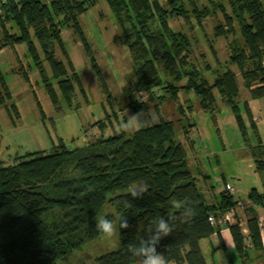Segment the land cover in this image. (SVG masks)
<instances>
[{"label":"trees","instance_id":"16d2710c","mask_svg":"<svg viewBox=\"0 0 264 264\" xmlns=\"http://www.w3.org/2000/svg\"><path fill=\"white\" fill-rule=\"evenodd\" d=\"M98 1L53 0L46 4L42 0H5L0 4V51L25 45L42 74L37 54V46L40 47L52 73V77L43 80L44 90L54 107L60 103L59 95L66 105L71 104L74 84L83 92L77 75L66 70L72 71L71 63L65 68L54 57L55 50L61 49V26L77 36L92 70L101 80L78 23V17ZM104 1L133 62V79L127 83V108L132 114L145 112L147 102H151L157 122L151 121L130 135L112 133L97 143L74 149L59 145L49 153H29L10 165L0 166V264H53L65 259L70 251L100 235L96 220L106 202L114 210L109 218L116 221L120 248L97 258L96 264H135L126 246L138 245L140 239L147 238V230L157 218L179 217V210L171 206L172 200L190 202L194 215L188 222L173 220L171 235L157 246L170 263L207 264L199 244L219 235V229L209 224L208 217L219 219L243 206L249 235L242 236L237 226L228 227L235 252L242 255L250 246L258 248L257 217L259 211H264V189L248 190L243 200V194L235 197L237 193L230 194L225 184L224 190L215 195V202L207 203L189 171L186 149L174 140V123L162 117L159 104L164 99L176 103L178 92L183 90L199 99L203 114L212 115L219 100L235 117L243 146L248 145L244 142L248 141L250 129L255 144L249 148L250 160L255 172H264V140L257 131L249 102H238L237 74L227 68L206 78L212 71L209 65L198 69L189 59L190 39L169 26V21L183 19L190 29V20L201 27L218 11L225 25L219 21L213 27V35L232 37L233 27L238 30L239 44L237 40L230 42L228 64L236 68L249 99H262L264 8L260 0H209L212 10L198 8L193 0H165L162 4L157 0ZM154 89L161 95L152 93ZM144 93L148 94L144 103L130 97ZM7 100H11L10 93L0 75V106ZM178 109L183 115L184 107ZM110 123L107 116L92 127L101 132ZM204 147L208 149L207 145ZM137 180L146 181L150 190L141 199L132 200L127 191ZM124 218L129 224L127 230L119 229Z\"/></svg>","mask_w":264,"mask_h":264},{"label":"rangeland","instance_id":"374dc122","mask_svg":"<svg viewBox=\"0 0 264 264\" xmlns=\"http://www.w3.org/2000/svg\"><path fill=\"white\" fill-rule=\"evenodd\" d=\"M157 1L162 4L165 0ZM193 2L198 8L208 7L212 10L209 0H193ZM260 2L264 8V0ZM221 3L225 5V2ZM219 14L217 11L216 15L205 19L201 27H197L194 21L190 20L188 21L192 26L190 29L183 19L169 21V26L175 31L184 33L190 39L189 59L198 69L205 64L209 65L212 71L211 74L205 75L206 78L210 79L217 75L215 71L221 74L227 68L237 74L238 102L239 104L244 101L249 102L255 125L261 133H264V98L249 99L236 68L228 64L230 42L237 40L239 44L238 30L233 27L232 37L228 35L223 38L213 35V27L218 25L219 21L221 25H225ZM78 23L97 64L101 80L97 79L92 70L77 36L70 28L61 26L59 50L63 54L56 49L54 57L65 68L68 62L71 63L72 71L70 68L66 70L69 74L77 75L83 90V92L79 91L78 86L74 84L75 92L69 106L63 102L60 95V103L57 107L50 102L44 90L43 80L52 77V73L39 46H37V54L41 60V68L44 70L42 74L34 66L25 45H14L11 49L0 51V75L11 97L10 101L7 100L3 106H0V166L10 165L14 159L29 153H49L59 145L74 149L97 143L101 139L108 138L112 133H119L117 127L126 119V110L132 114L127 108V83L133 79V62L127 46L123 44L122 32L117 27L105 1L99 0L94 7L81 14ZM49 82L51 83L52 79ZM183 83L184 81L180 84ZM152 93L161 95L158 89H154ZM135 95L131 94V99L135 97L139 103L148 101L147 93ZM152 104L147 102V110L139 111L152 117L145 127L149 126L151 121L157 122ZM179 106L184 107L183 115L178 112ZM159 111L165 120L174 123V140L186 149L189 171L207 203L215 202V195L218 191L224 190V184L237 190L235 197L242 194L244 196L253 188L264 189V172H254V164L247 162L248 156L250 157V147L243 146L235 117L219 100L212 115L203 114L200 111L199 99L192 93L180 90L177 102L164 99L159 104ZM241 115L245 119L242 112ZM107 116L111 125H107L106 129L99 132L97 128L92 127L95 123L107 119ZM248 135H250L248 141L244 142L246 144L253 141L249 128ZM206 145L207 150L204 147ZM242 210L246 211L245 207ZM235 213L238 219L240 214L237 213L240 212ZM110 215H114V210L106 202L98 218L105 217L111 220ZM111 221L116 225L115 220ZM241 235L247 237L248 229ZM199 245L206 262L209 263L208 240L201 241ZM119 248L118 231L117 235L110 239L100 234L80 249L70 251L65 259L53 264H96L97 258L117 252ZM238 260L233 257L232 262L237 264ZM254 262L264 264V257L255 258ZM247 264H250V261Z\"/></svg>","mask_w":264,"mask_h":264},{"label":"clouds","instance_id":"9594fccd","mask_svg":"<svg viewBox=\"0 0 264 264\" xmlns=\"http://www.w3.org/2000/svg\"><path fill=\"white\" fill-rule=\"evenodd\" d=\"M152 117L146 113L138 112L129 114L126 110V119L121 121L117 127V131L121 133L138 131L151 120ZM150 190V185L144 180L134 181L129 186V197L132 200L141 199L143 195ZM128 206H131L129 200ZM171 206L179 210V217L169 216L165 218L161 216L157 218L154 225L148 228L147 238L139 240L138 245L129 243L126 246V251L135 258L136 264H170L169 259L163 253L157 251V246L161 240L171 235L173 231L172 221L180 219L182 222H188L194 215V207L188 201L172 200ZM129 224L127 218L121 220L119 229L127 230ZM96 230L105 238H112L117 235V226L113 221L100 217L96 220Z\"/></svg>","mask_w":264,"mask_h":264},{"label":"crops","instance_id":"0c3cea01","mask_svg":"<svg viewBox=\"0 0 264 264\" xmlns=\"http://www.w3.org/2000/svg\"><path fill=\"white\" fill-rule=\"evenodd\" d=\"M257 131L260 134L261 138L264 140V133H261L259 129ZM248 145H249L248 147L250 146L253 147L255 144L254 142L252 143L249 142ZM250 159L251 158L248 156L247 158L248 163H251ZM221 179L223 180V178ZM257 218H258L257 228L260 235V245L258 248L253 249V247L250 246L249 248H246V253H243L242 255L240 254L238 255V253L235 252L233 240L229 229L218 227L219 235L218 234L213 235L208 239L210 258H209V263L207 264H234L232 262L233 257L239 259L237 264H247L249 261L250 264H255V262L253 263V261H255V258L264 257V211H259ZM258 225H261V227H258ZM246 229H248L247 225H246ZM248 240L249 239L247 238V243L249 242Z\"/></svg>","mask_w":264,"mask_h":264},{"label":"built area","instance_id":"2783aa9c","mask_svg":"<svg viewBox=\"0 0 264 264\" xmlns=\"http://www.w3.org/2000/svg\"><path fill=\"white\" fill-rule=\"evenodd\" d=\"M44 3L49 4L51 1L53 0H42ZM5 2V0H0V4H3ZM226 190L230 193V194H236L237 190L234 189L231 186H226ZM244 209L243 207H238L235 211L230 210L228 211L225 215H223L221 218L219 219H214L212 216L208 217V221L209 224L212 227H219V228H228L229 226H237L242 234H245L247 232V229L245 227L246 225V218H245V213L242 210ZM238 211L240 212L241 216L237 219L235 217V212ZM235 213V214H234ZM242 226H244L245 228H242ZM258 227H261V225H258Z\"/></svg>","mask_w":264,"mask_h":264}]
</instances>
